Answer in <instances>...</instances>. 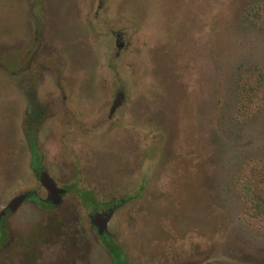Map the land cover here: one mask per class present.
I'll list each match as a JSON object with an SVG mask.
<instances>
[{"label": "rangeland", "instance_id": "1", "mask_svg": "<svg viewBox=\"0 0 264 264\" xmlns=\"http://www.w3.org/2000/svg\"><path fill=\"white\" fill-rule=\"evenodd\" d=\"M250 69L264 72V0H0V210L47 197L30 142L68 187L59 208L7 218L0 264L44 241L45 264H111L89 218L119 199L104 229L126 264H264L241 181L264 163Z\"/></svg>", "mask_w": 264, "mask_h": 264}, {"label": "flooded vegetation", "instance_id": "2", "mask_svg": "<svg viewBox=\"0 0 264 264\" xmlns=\"http://www.w3.org/2000/svg\"><path fill=\"white\" fill-rule=\"evenodd\" d=\"M32 154H33V158L31 161L32 169H33L37 179L39 180V183L47 191V197L39 198L38 196L35 195V193L33 194L32 192H24V193H21L15 197L11 198V200L3 207V209L0 210V251L2 249L6 248L7 246L9 247L10 245L11 246L16 245V242H17L16 238L18 239V237L13 235L9 231V228L7 226V218L10 215H12L20 206H23L27 203L29 204L32 202L31 204L34 205L35 208L39 211H45V210L52 211L55 208H59V205L61 204V200H62L61 196H62V194H65L68 190L67 186H58L54 182V180L44 170H42V168H40V166L38 165L37 153L32 152ZM41 173H46L48 175V177L52 180V184L54 185V189L52 191L48 190L43 185V183L40 181L39 176ZM19 197H21V199L18 200ZM86 199H88V198H86ZM123 201H124L123 199H119L116 202L115 201H108V202L103 204L104 207L106 208V211H102V212L93 211V212H91L90 218H89L91 228L96 232L97 238H99L101 240L104 249L106 250V252L108 253V255L111 258V264H126V262L121 258L120 251H119V253H120L119 257L121 258V261L114 260L112 253H111L112 246L110 245L111 241L109 238V234L104 229V223L106 222V220L108 218L107 211L118 206ZM102 209H103V207H102ZM78 225H79V223H78V219H77L75 222L76 228L73 230V232L76 233V235L72 236V238L74 240L73 242L75 243V245L79 240H82L83 235L85 233L84 228L79 229ZM56 243H57V241H56ZM56 243L55 244L49 243L48 247L56 246ZM111 243H113V242H111ZM45 244L46 243L44 241L42 246L38 248L37 253L32 251V249L28 250L31 248V245L28 244L25 246L26 251H24L22 253V255L16 256L13 254L12 256H10V258L12 259V261H15L16 264H45L46 262H50V260L48 259L49 258L48 255L51 254V253H49L51 249L50 248L47 249L45 247ZM114 246L117 247L115 244H114ZM26 248H28V249H26ZM72 264H75V262H73Z\"/></svg>", "mask_w": 264, "mask_h": 264}, {"label": "trees", "instance_id": "3", "mask_svg": "<svg viewBox=\"0 0 264 264\" xmlns=\"http://www.w3.org/2000/svg\"><path fill=\"white\" fill-rule=\"evenodd\" d=\"M241 92L244 105L264 104V72L250 69L248 77L242 82ZM30 148L32 152H36L31 142ZM241 181L249 213L255 219L264 220V163L248 164ZM110 245L114 260L121 261L118 248L111 242Z\"/></svg>", "mask_w": 264, "mask_h": 264}, {"label": "water", "instance_id": "4", "mask_svg": "<svg viewBox=\"0 0 264 264\" xmlns=\"http://www.w3.org/2000/svg\"><path fill=\"white\" fill-rule=\"evenodd\" d=\"M121 96V94L119 93L117 95V98H119ZM118 103V101L116 100L114 102V106ZM40 181L43 183V185L50 191H52L54 189V185L52 184V180L48 177V175L46 173H41L39 176ZM21 199V197L18 198V200Z\"/></svg>", "mask_w": 264, "mask_h": 264}]
</instances>
